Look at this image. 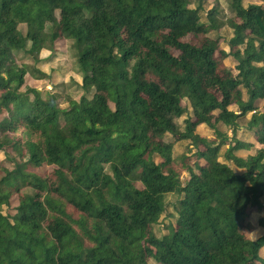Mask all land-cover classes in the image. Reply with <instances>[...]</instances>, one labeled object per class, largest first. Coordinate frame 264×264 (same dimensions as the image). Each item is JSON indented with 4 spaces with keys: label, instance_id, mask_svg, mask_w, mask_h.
I'll use <instances>...</instances> for the list:
<instances>
[{
    "label": "trees",
    "instance_id": "trees-1",
    "mask_svg": "<svg viewBox=\"0 0 264 264\" xmlns=\"http://www.w3.org/2000/svg\"><path fill=\"white\" fill-rule=\"evenodd\" d=\"M204 1L0 0V149L27 158L0 177V264H264V235L247 234L251 209L264 208V148L236 153L254 144L236 128L252 111L248 127L264 145V0H231L230 51L208 35L221 23L212 10L202 20ZM67 40L83 95L63 108L25 85L28 64L16 55L41 63L43 49ZM218 123L233 127L226 158L243 172L219 159L229 136ZM183 139L196 150L178 161ZM169 194L177 219L160 237ZM14 195L11 218L3 206Z\"/></svg>",
    "mask_w": 264,
    "mask_h": 264
},
{
    "label": "rangeland",
    "instance_id": "rangeland-1",
    "mask_svg": "<svg viewBox=\"0 0 264 264\" xmlns=\"http://www.w3.org/2000/svg\"><path fill=\"white\" fill-rule=\"evenodd\" d=\"M244 4L247 6L249 3H263L259 0H243ZM194 6V5H193ZM214 12V16L216 17L217 23H221L218 28H213L210 30L208 35L210 37L216 38L219 40L221 48L226 51H230V39L234 36V29L230 26L229 20L235 19L236 14L234 10L231 8V0H205L202 13V20L206 21L210 24L212 21L209 18V12ZM20 28L25 32L26 25L22 24ZM187 40H191L193 42H197V38L193 35H189L186 37ZM62 48H60L56 52H49L47 49H43L41 52V56L43 57V61L41 63H35L33 59L27 55L24 51H20L17 53V59L19 63L28 65L27 70L28 74L26 75V83L25 85L36 87L41 90L42 95L46 98L49 94L56 97L59 105L63 108L69 106L70 99H80L83 95V88L81 87L82 83V73L80 72V68L78 65L77 52L75 49L71 47V41L67 40L65 43L62 42ZM174 53L178 54L179 51L174 49ZM226 65L232 70L234 74L237 73L235 68L236 60L233 56H228L225 60ZM25 89V86L23 87ZM93 92L88 94L89 97L92 96ZM247 96V95H245ZM184 104L189 106V111L178 118L177 121L182 128L185 126V118L192 113V107L189 104L188 100L184 101ZM260 110H264V100H259L257 102ZM233 109H236V106H232ZM218 113V112H216ZM254 111L249 112L246 116L241 117L237 122V137L241 140L245 141H253L254 144L249 149H240L237 150L236 153L238 155L247 157L250 154H255L259 149L264 148L263 144H260L254 138L253 132L250 131L248 127V121ZM3 113L0 112V121L3 118ZM223 133L228 134V141L222 144L220 150V160L224 163H227L234 167L238 172H243L244 169L238 168L232 160L226 158V152L229 146V143L232 141L233 137V127L228 126L223 123H218L217 126ZM196 131L202 135H205L211 139L217 138L216 142H220V139L217 137V134L213 128L208 126L205 123H200L196 127ZM168 139H174L172 136H168ZM4 140V135L0 131V142ZM191 150H196V148L192 147L191 141L187 139L177 140L175 141V145L173 148V157L180 161L182 155L188 153L190 154ZM23 159H27L24 157L21 152H19V148H7L5 151L0 149V177L5 174L4 167H13L15 161H21ZM158 160L160 158H157ZM52 166L42 165L39 170L41 172L50 171ZM183 177L187 176V172L183 171ZM34 190L31 188H24L22 190L23 193L31 194ZM179 197L175 194H169L166 198V210L159 218L158 222L154 225V231L158 236H163L168 232V224L170 222H176L177 214H176V204H178ZM264 204V196L262 198ZM19 205L18 195H14L11 198L9 204L3 206V212L9 215L11 218L17 213V207ZM264 216V208L263 209H251L250 215V224H249V232H247L248 236L252 239H257L264 235V225L261 224L260 220ZM261 254L264 256V248L261 250ZM149 264H159L154 259H150ZM261 264V263H257Z\"/></svg>",
    "mask_w": 264,
    "mask_h": 264
},
{
    "label": "crops",
    "instance_id": "crops-1",
    "mask_svg": "<svg viewBox=\"0 0 264 264\" xmlns=\"http://www.w3.org/2000/svg\"><path fill=\"white\" fill-rule=\"evenodd\" d=\"M50 52V51H49Z\"/></svg>",
    "mask_w": 264,
    "mask_h": 264
}]
</instances>
